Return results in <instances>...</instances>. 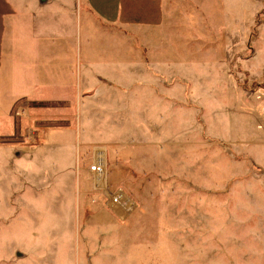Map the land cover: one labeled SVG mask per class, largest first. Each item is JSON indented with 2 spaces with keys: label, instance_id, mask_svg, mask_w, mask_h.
<instances>
[{
  "label": "rangeland",
  "instance_id": "374dc122",
  "mask_svg": "<svg viewBox=\"0 0 264 264\" xmlns=\"http://www.w3.org/2000/svg\"><path fill=\"white\" fill-rule=\"evenodd\" d=\"M189 6L124 31L121 75L1 111L0 264H264V0ZM96 145L125 218L86 179Z\"/></svg>",
  "mask_w": 264,
  "mask_h": 264
},
{
  "label": "crops",
  "instance_id": "0c3cea01",
  "mask_svg": "<svg viewBox=\"0 0 264 264\" xmlns=\"http://www.w3.org/2000/svg\"><path fill=\"white\" fill-rule=\"evenodd\" d=\"M189 3L197 12L200 0H0V65L4 61V88L13 91L8 101L0 99V114L28 93L36 92L31 97L37 101L62 97L76 86L79 71L84 87L95 67L121 75L124 31L140 34L162 26L173 20L174 7L188 11ZM20 63L33 70L28 92L14 90Z\"/></svg>",
  "mask_w": 264,
  "mask_h": 264
},
{
  "label": "built area",
  "instance_id": "2783aa9c",
  "mask_svg": "<svg viewBox=\"0 0 264 264\" xmlns=\"http://www.w3.org/2000/svg\"><path fill=\"white\" fill-rule=\"evenodd\" d=\"M109 153L102 145L94 147L90 162L85 167L86 179L92 183L93 189L104 196L105 204L113 211L121 209V218L130 215L137 203L123 187L111 188L109 183Z\"/></svg>",
  "mask_w": 264,
  "mask_h": 264
}]
</instances>
